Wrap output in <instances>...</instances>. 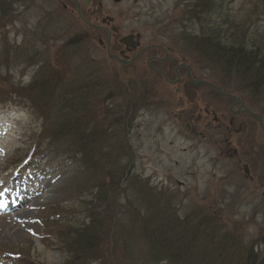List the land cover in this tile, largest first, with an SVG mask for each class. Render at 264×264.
<instances>
[{
  "label": "rangeland",
  "instance_id": "rangeland-1",
  "mask_svg": "<svg viewBox=\"0 0 264 264\" xmlns=\"http://www.w3.org/2000/svg\"><path fill=\"white\" fill-rule=\"evenodd\" d=\"M97 1L123 33L133 29L141 34L142 43L167 49L172 65L184 62L181 83L190 85L188 74L204 85H190L193 95L183 91L176 95L174 87L160 80L156 90L161 101H142L140 93L150 90L153 79H145L144 85L139 79H125L124 73L122 79L106 78L113 63L98 44L106 35L83 25L74 6L64 10L65 0H0V198L5 201L0 208V264H119L122 243H131L132 250L139 247L137 226L133 231L128 213L121 215L122 205L134 192L129 184L133 179L147 184L152 202L163 201L188 225L222 226L247 244L244 254L252 251L264 264V83L256 84L259 75L214 62L196 49L212 34L263 55L264 0H209L199 7L185 0ZM85 33L87 42L81 39L77 44ZM140 67L145 68L144 60ZM36 79H45L39 86L51 96L44 98L54 97L47 107L32 99L29 84ZM84 79L88 88L82 89L76 80ZM212 86L219 88L218 95ZM81 92H86L85 103L92 112L81 127L102 130L109 125L113 131H127L131 163L126 182L118 185L115 171L110 183L102 173L100 178L83 170L78 158L71 156L73 138L51 142L52 127L64 123L65 115L71 119L78 108L82 110ZM190 100L198 103L200 115L206 105L214 108L219 122L209 118L204 128L183 131L172 114ZM65 102L76 108L65 107ZM141 102L147 105L141 107ZM122 116H129L130 122ZM116 138L117 133L111 142ZM111 142L104 145L108 148ZM101 147L94 148L99 159ZM119 157L115 155L117 162ZM120 162L126 165L125 160ZM13 200L17 202L10 203ZM135 200L133 206H139ZM26 211H30L22 216L26 226L9 237L15 214ZM219 234L217 230L207 239L212 245L207 252L214 256Z\"/></svg>",
  "mask_w": 264,
  "mask_h": 264
},
{
  "label": "trees",
  "instance_id": "trees-1",
  "mask_svg": "<svg viewBox=\"0 0 264 264\" xmlns=\"http://www.w3.org/2000/svg\"><path fill=\"white\" fill-rule=\"evenodd\" d=\"M185 1H188L191 7H199V5L203 4L207 5V2H209V0ZM198 12L199 9L195 8L194 13L197 14ZM82 35L84 38H78L76 41L77 44L80 43L81 39L87 42L88 37L84 34ZM211 36L210 38H203L202 42L200 41L199 43L200 46L197 45L196 49L200 53L207 55L214 62L231 66L234 70H239L238 68L241 67V70L244 69L243 71H246L252 76L257 77L259 75L256 78V84L264 83V54L262 55L257 51L255 52V50L247 49L246 46L235 47V44L228 43L219 35L214 37L211 34ZM194 38L198 40L202 39L199 35L194 36ZM193 41L196 42L195 40ZM70 44L72 43L70 42ZM93 73L95 71L91 69L92 77L94 75ZM41 80L42 82L45 81V79H36L35 82L30 83L29 90L34 101L45 102V106L47 107V104L53 103L52 100L54 97L51 99L44 98L45 95L47 97L51 95L41 90L43 88L39 86V81ZM84 80L86 81L76 80L79 85H83L82 89L84 87L88 88L85 85L88 83V79ZM255 82L252 83V86H255ZM81 93L82 95L84 94L82 110L78 108L75 111L76 116L73 113L72 116L74 117L71 119L66 118L69 116L65 115L64 123L52 127L50 131L51 142L61 144V142L63 143L64 137L73 138L75 148L71 156L74 159L76 157L78 158L79 165L83 170H90L93 175L100 178V174L102 173L108 178L110 183L114 182L115 175H112V173L115 171V174L119 176L116 183L119 185L126 182L125 177H128V173H130L131 163L129 162L131 148L128 145L127 131L124 129L121 132L113 131L109 125H105V129L102 130L81 127L80 123L84 121L83 118L87 120L88 115H92L90 106L85 103L86 92ZM64 104L65 107L76 108L72 102H65ZM128 108L131 111L132 106ZM120 119L126 123H128L127 119H129L130 122L129 116H122ZM116 133V140L111 142L112 135ZM106 142H111L108 148L104 145ZM100 144H102L101 150L103 152L100 156L101 162L98 154L94 153V148L96 146L99 147ZM115 155L116 157L120 156L118 162ZM110 158H113V161H110ZM120 159L125 160L126 165L121 166ZM133 180L129 184L134 192L129 195L126 203L122 205L121 215L124 216L125 212L126 214L128 213L131 222L134 223V225L131 224L133 231L135 230L134 226H137L139 247L137 250H132L133 246H131V243H122L118 249L119 264H141L144 261L148 264H225L229 260L232 262L230 264H236L237 262L241 264H259L261 258L252 255V251L249 254H244V248L247 247V244L244 241H236V238L229 235L222 226L213 228L209 226L208 222L202 224L196 222L188 225L190 223H186L185 218L179 219L175 216L171 212V209L162 204L163 201L157 203V201L153 200L152 202L150 200L152 191L147 188V184L141 185L137 183L136 179ZM85 185V188H87L88 183ZM98 187L101 192L100 183H98ZM121 191L122 188L120 189V193ZM135 198L137 205H139L136 207L133 206V200ZM201 219L206 220V217H202ZM217 230L220 232L219 236H217L219 238V247L217 248V255L214 256V254L207 252L212 246L209 241L207 242V239L215 236ZM134 234L136 235L135 232ZM201 238H203V242H201ZM109 253H113V250L111 249Z\"/></svg>",
  "mask_w": 264,
  "mask_h": 264
},
{
  "label": "flooded vegetation",
  "instance_id": "flooded-vegetation-1",
  "mask_svg": "<svg viewBox=\"0 0 264 264\" xmlns=\"http://www.w3.org/2000/svg\"><path fill=\"white\" fill-rule=\"evenodd\" d=\"M111 1L114 4H119L123 0L120 2H114L113 0ZM70 5L74 6L76 16L80 21H82L83 25L94 31L103 32L106 35L104 41L98 39V44L104 48L106 52L107 60L113 63V65H110L111 67L107 65L109 68L105 72L106 78L122 79V77L125 76V79H139L141 84H144L145 79H153L150 90L143 89L141 91L140 95H142V101L147 99V102L149 99L153 100V98L154 100H157V96H160V94H158L159 91L156 90V87L157 89L161 87L159 84L160 80H163V82L167 83L171 87H174L173 92L176 95L181 93V91H183L185 95H193V91H191V88L189 87L190 85L192 87L204 85V81H194L188 76V74L185 75V77L187 79L190 78L188 82L190 85L187 86V84L183 81L181 83L182 75L180 71L181 69H184V62H179L176 65H172L174 61L172 60V56L168 55L167 49L156 44L142 43L143 38L141 34L138 32H133V29L123 33L122 26L115 24L114 18L107 15V13L104 11L101 1L65 0V3H62L61 6L64 10H67L69 9ZM101 14L104 16H101ZM89 18H91L93 22L89 21ZM183 30L181 32H185L186 28L184 27ZM85 35L88 36L86 33ZM185 45L186 43L184 42V46ZM143 60L145 66L144 69H146V73L149 74L142 72L144 69L140 67V64ZM123 73L125 74L124 76H122ZM206 87L209 88L207 85ZM211 89L217 95L220 92L217 86H212ZM212 91H208V95L211 93V96H214L215 94L212 93ZM223 94L225 96L228 95L225 93ZM170 98L171 97L168 96L169 101L171 100ZM211 101L214 103L213 99ZM139 105L143 107L146 106L147 103L141 102ZM160 107L162 108L163 106L161 105ZM164 112H166L165 109L161 111V113ZM198 112V103L190 100L187 102L186 107H181L180 109L176 110L175 113L172 114V117L180 124L181 129L186 127L188 131L197 130L196 128L199 130L204 128L202 126L206 125L204 122L209 118L216 124L219 122L214 108H209L206 105V107L202 108V115H200ZM201 116H203L202 119H200ZM199 121L200 124H198ZM234 154L236 155L235 151ZM243 170L244 172L245 170L248 172L247 164H243Z\"/></svg>",
  "mask_w": 264,
  "mask_h": 264
},
{
  "label": "bare ground",
  "instance_id": "bare-ground-1",
  "mask_svg": "<svg viewBox=\"0 0 264 264\" xmlns=\"http://www.w3.org/2000/svg\"><path fill=\"white\" fill-rule=\"evenodd\" d=\"M0 197H1V193H0ZM16 202L13 200V202H10V203H16ZM4 206H5V201H1V198H0V208H3ZM28 212H30V211H26L24 213L23 212H17L15 214V216H16L15 217V223L13 224V226L7 232V235L9 237L15 236V234L19 233L21 230L24 229V227L26 225L23 223L24 220H22V216L23 215L24 216L27 215Z\"/></svg>",
  "mask_w": 264,
  "mask_h": 264
},
{
  "label": "water",
  "instance_id": "water-1",
  "mask_svg": "<svg viewBox=\"0 0 264 264\" xmlns=\"http://www.w3.org/2000/svg\"><path fill=\"white\" fill-rule=\"evenodd\" d=\"M114 2H118V1H120V0H113ZM186 130H187V128H185Z\"/></svg>",
  "mask_w": 264,
  "mask_h": 264
}]
</instances>
